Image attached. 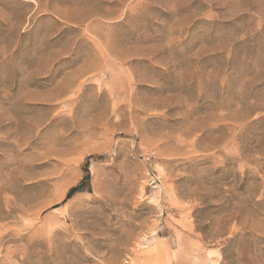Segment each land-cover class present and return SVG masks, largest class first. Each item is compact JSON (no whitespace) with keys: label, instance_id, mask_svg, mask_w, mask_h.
I'll use <instances>...</instances> for the list:
<instances>
[{"label":"rangeland","instance_id":"374dc122","mask_svg":"<svg viewBox=\"0 0 264 264\" xmlns=\"http://www.w3.org/2000/svg\"><path fill=\"white\" fill-rule=\"evenodd\" d=\"M0 264H264V0H0Z\"/></svg>","mask_w":264,"mask_h":264},{"label":"trees","instance_id":"16d2710c","mask_svg":"<svg viewBox=\"0 0 264 264\" xmlns=\"http://www.w3.org/2000/svg\"><path fill=\"white\" fill-rule=\"evenodd\" d=\"M85 171L87 173L86 175V179H89L90 176V172H89V168L88 165L85 166ZM83 184L84 182H82L80 185L73 187L69 193L67 194V199L71 198L76 192H79L83 189Z\"/></svg>","mask_w":264,"mask_h":264}]
</instances>
